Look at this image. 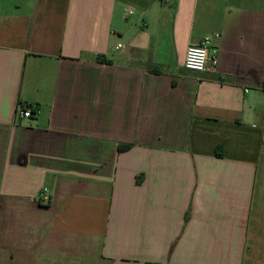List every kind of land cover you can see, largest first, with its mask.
<instances>
[{
	"label": "crops",
	"instance_id": "1",
	"mask_svg": "<svg viewBox=\"0 0 264 264\" xmlns=\"http://www.w3.org/2000/svg\"><path fill=\"white\" fill-rule=\"evenodd\" d=\"M0 264H264V0H0Z\"/></svg>",
	"mask_w": 264,
	"mask_h": 264
},
{
	"label": "built area",
	"instance_id": "2",
	"mask_svg": "<svg viewBox=\"0 0 264 264\" xmlns=\"http://www.w3.org/2000/svg\"><path fill=\"white\" fill-rule=\"evenodd\" d=\"M126 13L129 15L132 12L127 11ZM217 38H220V34L207 36L204 38L201 44L189 46L185 54L184 68L189 71L203 72L210 64L211 68L215 70L218 64V59L217 57L210 56L209 46L213 39ZM121 48L122 46L118 45V49ZM18 114L22 118H31L33 116V110L28 106L20 105L18 108ZM42 200L44 202L49 200L47 189L44 190Z\"/></svg>",
	"mask_w": 264,
	"mask_h": 264
},
{
	"label": "trees",
	"instance_id": "3",
	"mask_svg": "<svg viewBox=\"0 0 264 264\" xmlns=\"http://www.w3.org/2000/svg\"><path fill=\"white\" fill-rule=\"evenodd\" d=\"M131 147V145H121L120 147H119V151L120 152H122V151H125V150H127V149H129ZM220 149L221 148H219V150H217V156H219V157H221L222 156V152H220Z\"/></svg>",
	"mask_w": 264,
	"mask_h": 264
}]
</instances>
